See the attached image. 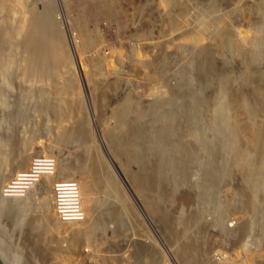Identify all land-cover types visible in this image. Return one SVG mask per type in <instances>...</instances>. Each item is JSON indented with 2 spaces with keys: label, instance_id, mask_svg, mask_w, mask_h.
<instances>
[{
  "label": "rangeland",
  "instance_id": "obj_1",
  "mask_svg": "<svg viewBox=\"0 0 264 264\" xmlns=\"http://www.w3.org/2000/svg\"><path fill=\"white\" fill-rule=\"evenodd\" d=\"M40 1L0 0V38L7 40L0 39V144L10 137L14 148L19 142L24 152L45 151L34 156L53 158L55 167L56 158L61 167L71 166L67 180L82 184L85 215L77 224L59 222L55 210L38 207L33 193L25 200L27 223L38 228L21 237L16 228H0V244L15 255V264H192L187 253L194 241L195 264H264V173L245 167L251 158L259 164L254 133L264 114L227 109L223 121L236 123L234 139L212 130L226 79L228 102L240 89L249 96L252 87L264 92V0H114L107 11L100 10L106 0ZM44 7L51 9L52 21L38 29ZM37 39L50 40L55 50L49 47L38 59ZM126 95L137 102L130 108L134 117L147 114L141 132L120 120ZM168 97L177 110L169 106L150 117L148 108ZM129 135L143 146L130 148L137 156L130 161L124 148L121 153L112 144L132 142ZM152 136L160 141L144 146ZM168 142L178 147L167 151ZM226 142L233 144L229 153ZM160 157L165 163L156 172ZM83 162H89L87 168L80 167ZM11 165L0 163L2 190ZM144 169L158 177L154 186L145 180L146 193L133 177ZM27 171L16 172L13 189L26 186ZM98 178L106 189L94 187ZM53 180L45 182L53 186ZM88 182L95 188L91 208L84 197Z\"/></svg>",
  "mask_w": 264,
  "mask_h": 264
},
{
  "label": "bare ground",
  "instance_id": "obj_2",
  "mask_svg": "<svg viewBox=\"0 0 264 264\" xmlns=\"http://www.w3.org/2000/svg\"><path fill=\"white\" fill-rule=\"evenodd\" d=\"M46 1V0H45ZM102 1V0H101ZM104 1V0H103ZM41 2V1H40ZM43 2H44V0H43ZM43 2H41L43 5L44 4H46V3H43ZM49 2V1H48ZM114 2V0H106V1H104V4H103V7L102 8H100V10L102 9L103 11H107V9L109 8V6H111V4ZM35 6H37V5H35ZM50 8H51V6H49ZM49 7H44L43 8V11H42V13L41 14H39L40 15V17H39V19L41 18V20H42V22L40 23V26L38 25V24H36V26H38V29H40V27H49V25H50V23H51V21H52V19H51V16H52V14H51V9L49 8ZM39 15H37V16H39ZM84 15H81V17H83ZM53 17V16H52ZM80 17V18H81ZM85 17V16H84ZM79 18V19H80ZM78 19V20H79ZM37 20V19H36ZM77 20V21H78ZM80 21L82 22L83 20H79V24H81L80 23ZM84 22V21H83ZM43 28V29H44ZM202 28V27H201ZM201 28H199V29H201ZM203 29V28H202ZM206 29V28H205ZM36 31V30H35ZM13 33V32H12ZM33 33H35L34 31H33ZM48 35H50L48 32H46ZM30 35H32V34H30ZM13 36V35H12ZM56 36V35H55ZM223 36H226L227 37V35L225 34H223L222 35V37ZM50 38H51V36H49ZM49 37H47V38H49ZM226 37L224 38L225 40H226ZM229 37V36H228ZM7 38V37H6ZM5 38V39H6ZM0 39H2V40H4L3 38H0ZM39 39H40V37H39ZM223 39V40H224ZM51 40H53V39H51ZM54 40H55V38H54ZM57 40V39H56ZM229 40L230 39H228V41H227V43L229 42ZM37 41H39L38 39H37ZM1 42H7V40H4V41H1ZM49 42H50V40H45V39H43V40H40L39 41V44L38 45H36L35 47H33V48H35V49H33V52L35 51V52H37L38 53V55H37V58L39 59L40 57H42V56H40V57H38L40 54H42V55H46L47 53L49 54V47L51 48V46H49L48 44H49ZM224 42V41H223ZM35 43H36V41L34 40V41H32V44L31 45H35ZM225 43V42H224ZM227 43H225V44H227ZM232 44V43H231ZM258 44V43H257ZM29 45V44H28ZM28 46V47H32V46ZM253 48H254V46H253ZM30 49V48H29ZM51 49H54V47L53 48H51ZM252 49V48H251ZM55 50V49H54ZM49 51V52H48ZM29 52V51H28ZM252 56H255V54H251ZM257 55V54H256ZM27 56V55H26ZM29 56V55H28ZM32 56V55H31ZM54 56V55H53ZM164 56V55H163ZM56 57V56H55ZM57 58H58V56H57ZM164 58V57H163ZM253 58V57H252ZM27 59V58H26ZM40 59H42V58H40ZM56 59V58H55ZM33 60H34V58H33ZM53 60H54V58H53ZM28 61V60H27ZM57 61V60H56ZM55 61V62H56ZM60 61H61V59H60ZM156 61V60H155ZM161 61V63H162V59L160 60ZM159 62V61H158ZM3 63V62H2ZM6 63H4V65H5ZM61 64V63H60ZM154 64H155V66H156V64L157 63H155L154 62ZM153 64V65H154ZM159 64V63H158ZM37 65V64H36ZM2 66V65H1ZM162 66L163 65H161V68H162ZM3 67V66H2ZM26 67V66H25ZM157 67L159 68V66L157 65ZM1 69H3V68H1ZM33 69V68H32ZM161 71H162V69H161ZM184 71H187V70H184ZM184 71H182V74H183V72ZM199 72V71H198ZM37 73H39V72H37ZM49 73V72H48ZM187 73H185V75H186ZM200 76H201V74H200ZM199 76V77H200ZM41 79H42V77H41ZM229 79V78H228ZM228 79H226L225 80V82H224V86L222 87V91L221 92H223L222 94H223V97H222V99H221V103H219V105L217 106V109H216V115H217V117H216V115L214 114V116H215V119L216 118H218V120H217V122L212 126V130L213 131H215L217 134H224L225 133V135H226V139H230L231 137V139H234L233 137H235L234 136V134L237 132L236 130H237V126H236V123L235 124H224V121H223V119H224V116H225V114L226 113H228L229 111L227 110V109H231V108H234L235 110H237V111H243V112H247V113H252V112H262L263 114H264V102L262 101V98L264 97L263 96V91H262V88H261V86L259 87V86H256V87H252L251 88V86L248 84V86H250V88H251V91L253 92V94H251L250 96L249 95H247V93H245L244 91H243V89L240 91L239 90V92H238V90L235 92V96H234V100L231 102V101H229L228 102V100L226 99V96H227V94L230 92V90H229V88L230 87H228V85H229V83L230 82H228ZM187 87H189V85H190V83L192 82V75L189 73L188 75H187ZM244 80V79H243ZM186 81H184V83H185ZM242 82V81H241ZM244 82V81H243ZM247 83V82H246ZM244 85H245V83H243ZM193 86V85H192ZM247 87V86H246ZM190 88V87H189ZM238 88V87H237ZM239 88H241V87H239ZM249 88V87H248ZM247 88V89H248ZM245 89V88H244ZM229 90V91H228ZM250 90V89H249ZM194 91V90H193ZM234 91V90H233ZM250 91V92H251ZM238 92V93H237ZM188 93V92H187ZM232 93V92H231ZM190 95H192L191 93H189ZM187 95L188 97H189V100H191L193 97H191L190 95ZM263 96V97H262ZM124 97H128V98H126V99H123V100H125L124 101V103L123 104H120V105H122V107H121V109H120V111H119V117H120V120L122 121V123L124 124V125H126V127H131V126H135L134 128H136V127H139V128H136L137 130L139 129V131L143 128L142 127V124H145V122H147L148 121V118H147V121H144L145 120V118L147 117V114L146 113H141V114H138V115H136L135 117H134V114H131V112L132 111H130V108L131 107H133V106H135V104L137 103V102H135V100H134V103H132L133 102V99L132 98H129V96H124ZM123 97V98H124ZM132 97V96H131ZM170 97V96H169ZM168 97V98H169ZM262 97V98H261ZM162 100L161 101H159V99H156L157 101H159V103H157L158 105H156V106H154L155 104L153 103V106H151V107H149L148 108V110H147V112L149 113V116L151 117V116H153L154 118H155V116H156V113H159L158 115H161V111L164 109V108H166V107H169V106H172V108H175V106L173 105V103H175V100L173 101V97H171V98H169V99H166L165 101H164V99L163 98H161ZM155 100V103L157 102ZM193 101V100H192ZM227 101V102H226ZM1 102V101H0ZM154 102V101H153ZM152 103V102H151ZM151 103H150V105H151ZM1 104V103H0ZM134 104V105H133ZM133 105V106H132ZM136 108V107H135ZM134 108V109H135ZM132 109V108H131ZM134 109H132V110H134ZM176 109V108H175ZM172 110V111H176V110ZM136 111V110H135ZM134 112V111H133ZM132 112V113H133ZM140 112V111H139ZM224 112H225V114H224ZM138 113V112H137ZM136 113V114H137ZM148 116V117H149ZM149 117V118H150ZM152 117V118H153ZM150 120H151V118H150ZM149 120V121H150ZM155 120V119H154ZM153 120V121H154ZM164 122H165V119L163 120ZM162 121V122H163ZM155 122V121H154ZM164 122L163 123H161V121H160V123H161V125L163 126H166L165 124L167 123L168 124V127L170 126V124H169V122H165V124H164ZM150 123H152V122H150ZM153 125V124H152ZM144 126V125H143ZM148 123H147V128H148ZM8 128V127H7ZM159 128V127H158ZM164 128V127H163ZM144 129V128H143ZM151 129V131H152V128H150ZM166 129H168V128H166ZM171 129V128H170ZM7 130V129H6ZM129 130V129H128ZM4 131V130H3ZM147 131V130H146ZM168 131V130H167ZM125 132H127V131H125ZM129 132H131V130L129 131ZM141 132V131H140ZM2 133V132H1ZM5 133V132H4ZM13 133V132H12ZM162 133H165V131H164V129L162 130V132H161V134ZM168 133V132H167ZM166 133V134H167ZM3 134V133H2ZM11 134V133H10ZM132 134V133H131ZM159 134H160V132H159ZM222 134V135H223ZM76 135V134H75ZM78 135V134H77ZM119 135V134H118ZM63 136H66L65 134L63 135ZM130 136V138L133 140L134 138H133V136H131V135H129ZM128 136V137H129ZM149 136V135H148ZM151 136V135H150ZM160 136H162V135H160ZM76 137V136H75ZM122 137V136H121ZM254 137H255V141L257 142V146L260 148V155H261V158H260V161H259V164H256L255 162H254V159L253 158H251V160H250V162L249 163H247V166L245 165V167H249L250 166V168L252 169L253 168V166H257V167H260V169L262 168V172L264 173V148H263V151H261V147H262V145H264V123H262L260 126H259V129L258 130H256V132L254 133ZM4 138H6V137H4ZM3 138V143H1L0 144V163H1V161H2V163H6V162H9V160L12 162V165H11V167H9V169L10 170H13V171H11V175L12 176H14V177H10L9 179V181H8V183L6 184V185H4V188H3V190L2 189H0V228H1V226H4V225H6L7 226V229L8 230H10V232H11V229H15L16 228V230H17V234L20 236V235H26L27 233H28V231L30 230V232H32V230L33 229H35V228H38V226H37V223L36 224H34L35 226H37V227H35L33 224H32V226H29V224L27 223V219L29 218L30 219V217H28L27 218V214L28 213H26V211L28 210V208L26 207V204H25V200H27V199H29L32 195H33V193L34 194H38V198H40L39 200H38V207H40V208H43L44 207V210H43V212L45 211V209L47 210H49V208L50 209H53V210H55V214L58 216L57 217V219L59 218V222H62V223H64V224H69V223H76L77 224V222L78 221H80V220H82L83 218H84V211L85 210H83V208H84V206H85V204H84V206H83V203L81 202V195H80V191L82 190L83 191V189L84 188H82V187H80V188H82V189H80L79 188V185L81 184V183H77V184H75V186H74V184L73 183H69V182H66V181H69V180H67V178H72V176H68L67 174H69V171H71V170H73V168H71V166H69V165H67L66 163V165L68 166H65V167H67V168H64L63 166V170H61V164H60V162L58 161V159L60 160V158H56L55 160H56V167L54 166L55 165V161H54V159L53 158H51V157H49V156H41V157H45V158H49V159H51L54 163H52L51 161H48V160H45V162H43L41 159L40 160H37V158H40V157H35L34 155H36L37 153H44V152H35L34 154H33V152H24L23 151V148H22V143H20L19 144V142H18V144H15L14 142V146L16 145V147L14 148L13 147V145H11V138L9 137V139L7 138V139H4ZM117 138V137H116ZM158 138H159V136L157 137V136H155V138L152 136L151 138H149L150 139V141L147 143V145L145 144L144 146H148V147H150V146H154V143L155 142H159L160 140H158ZM167 138V137H166ZM60 139H62V138H60ZM72 139V138H71ZM120 139V138H119ZM0 140H2V137H1V139ZM158 140V141H157ZM0 142H2V141H0ZM24 142V141H23ZM119 141H112V144H113V146H114V148L116 149V151H120V150H122V148H124V152H125V154L127 155V160H132L133 158H136L137 156H135V155H131V151H130V148L131 147H134L136 150H138V149H140L141 147H143L141 144H139V143H137V141L136 142H134V140L131 142V141H129V140H127V138H126V140H123V143L121 142H119ZM29 143V142H28ZM60 143V142H59ZM170 143H172V142H170ZM169 142H168V144H167V151L168 150H170L171 151V148L174 150L176 147H178V146H176V145H174V143L173 144H170ZM176 144V143H175ZM178 145V144H177ZM232 145V146H231ZM259 145H261V146H259ZM31 147V146H30ZM33 147V146H32ZM225 149L224 150H226V151H224V152H226V153H229V152H231V150H233V144H229V143H225ZM257 147V148H258ZM258 148V149H259ZM10 149H13V150H10ZM114 149V150H115ZM32 151H34L33 149H32ZM78 151V150H77ZM123 151V150H122ZM121 152V151H120ZM9 153H11V154H9ZM30 153H32V155H30ZM122 153V152H121ZM13 155V157H10L9 155ZM51 155V154H50ZM8 156V161H5V160H1L2 158H6ZM134 156V157H133ZM35 157V158H34ZM86 157H88V156H86ZM96 158V157H95ZM165 158V157H164ZM164 158H162V157H160V159H158V166L156 165L157 164V162H155V166L154 165H152V167L154 166V170H156V172H157V170L159 169V171L161 170V168L163 167L162 165L165 163L164 162ZM66 159H67V157H66ZM88 159V158H87ZM96 159H99L98 157L96 158ZM146 159H148L147 157H146ZM16 160V161H15ZM4 161V162H3ZM106 160H104V162H105ZM164 163H163V162ZM89 163V162H88ZM88 163H84L83 162V164H81L80 165V167L82 166V168H85V166H86V164H88ZM94 163L96 164V162L94 161ZM163 163V164H162ZM11 164V163H10ZM99 164V163H98ZM145 165L144 166H146V164H147V162H145L144 163ZM100 165V164H99ZM103 165V164H102ZM101 165V166H102ZM169 165V164H168ZM249 165V166H248ZM91 166H93V165H91ZM143 166V165H142ZM160 166H162L161 168H160ZM54 167H55V173H53V170H54ZM88 166H86V168H87ZM95 167V168H94ZM94 167H92L91 169H94V171L92 170V172H94V173H96L95 172V169H96V166H94ZM7 168V167H6ZM100 168V167H99ZM144 168V167H143ZM105 169H106V167H105ZM108 169V168H107ZM147 169V168H146ZM146 169H144L143 171H141L140 173L138 172L137 174H134L133 175V177H134V179H135V181L137 182V183H139L138 181H141L142 182V184H140L138 187L140 188L139 190H142V191H144L145 193H146V189H145V186L143 185V184H145V182L146 181H150L151 183H150V185H152V186H154L155 184L154 183H156L157 182V180H158V177L156 178V175H155V178H156V180L155 179H153V178H151L150 176H149V174H148V172L146 171ZM28 170V171H27ZM67 170V171H66ZM148 170V169H147ZM154 170H151L152 172L154 171ZM163 170V173H165L164 172V169H162ZM20 171H27L28 173H29V175L27 176V179H26V181H27V183H25V184H23V185H26V186H24V187H22V188H17V189H13V187H12V182L13 181H15L17 178H16V174L18 173V172H20ZM61 171H63V173L65 172L66 173V175H63V174H61L62 172ZM169 171V170H168ZM17 172V173H16ZM72 172V171H71ZM106 172V171H105ZM156 172H154V173H156ZM53 173V176H50V175H48V174H52ZM161 173H162V171H161ZM160 173V174H161ZM246 173V175H244L245 176V178H247L248 179V177H249V175H250V172L249 171H246L245 172ZM262 173V174H263ZM6 174V173H5ZM75 176V175H74ZM2 177V176H1ZM48 177L49 178H51V180H56V181H54V183H55V185L53 184V186H51V185H47L46 184V182H45V180H46V178L48 179ZM66 178V180H62V182H65V183H63L62 185H58V184H56L57 182H58V180H57V178ZM110 177V176H109ZM154 177V176H153ZM262 177H264V175H262ZM43 178H45V180L43 179ZM97 178V177H96ZM111 178V177H110ZM168 179V178H167ZM50 180V179H49ZM60 180V179H59ZM95 180V179H94ZM106 180H109V179H104L103 180V182L104 181H106ZM146 180V181H145ZM48 181V180H47ZM164 181V180H163ZM49 182H52V181H49ZM94 182V187L96 188V189H106V184L104 185V184H102L101 182H100V180H99V178L98 179H96L95 181H93ZM93 182H91V183H93ZM109 182V181H108ZM88 183H90V182H88ZM88 183L86 184V191L84 192L85 194H84V197L86 198V201H87V205L90 203V208L92 207V205L91 204H93L92 203V201H91V199H93L91 196H90V193L92 192V188H93V186H91V183H90V185H88ZM71 184V185H70ZM60 186V187H58V186ZM82 185V184H81ZM80 185V186H81ZM85 185V184H84ZM93 185V184H92ZM156 185H158V184H156ZM161 185V184H160ZM62 186V187H61ZM91 186V187H90ZM159 187V186H158ZM0 188H2V187H0ZM56 188L58 189V191L56 190ZM95 188H93V189H95ZM155 188V187H154ZM44 193V194H43ZM46 193V194H45ZM78 193H79V201H80V207H81V210L79 209V207H76L75 205H74V200H76L77 199V197H78ZM83 193V192H82ZM139 193H141L140 191H139ZM46 195V198H47V196H49L48 198L49 199H44L45 197L43 196V195ZM167 195H168V193H167ZM166 195V196H167ZM162 196V195H161ZM165 196V197H166ZM33 197H34V195H33ZM58 197H60L61 199H58ZM162 197H164V196H162ZM198 197V196H197ZM91 198V199H90ZM160 198V197H159ZM199 198V197H198ZM150 199V198H149ZM60 200H62L63 202H60ZM124 200V199H123ZM152 200H154V198L152 199ZM59 201V202H58ZM103 201V200H102ZM150 202V201H149ZM151 203V202H150ZM98 204V203H97ZM101 204V203H100ZM122 204V203H121ZM123 204H124V201H123ZM152 204V203H151ZM219 203H217V205H218ZM87 205H86V207H87ZM99 205V204H98ZM102 205V204H101ZM101 205H99L100 207H101ZM153 205V207H154V204H152ZM220 205V204H219ZM33 206V205H32ZM83 206V207H82ZM89 206V205H88ZM112 207V206H111ZM152 207V206H151ZM152 207V208H153ZM213 207V206H212ZM39 208V209H40ZM88 208V207H87ZM158 208V207H157ZM160 208V207H159ZM208 208H211V207H208ZM114 209H115V207H114ZM112 210V211H114V212H111V214L112 213H114L113 215H115V218H116V214L117 213H115V210ZM156 208H154V210H155ZM213 209V208H212ZM58 210H60L61 212H59ZM88 210H90V209H88ZM47 212V211H46ZM45 212V213H46ZM109 212H110V210H109ZM86 213H88V211H87V209H86ZM119 213V212H118ZM82 214V215H81ZM110 214V213H109ZM81 215V216H80ZM118 216H120L119 214H118ZM118 216H117V218H118ZM179 216V215H178ZM32 217V216H31ZM44 217H46V216H44ZM48 217V216H47ZM86 217V216H85ZM100 217H102V216H100ZM35 218V217H34ZM52 218H54V217H52ZM65 218H67V219H65ZM181 218V217H180ZM218 218V217H217ZM48 219V218H47ZM51 218L49 217V220H50ZM196 218L194 217V221H196L195 220ZM95 220H97V219H95ZM42 221V220H41ZM45 222H46V220H44ZM82 221H84V220H82ZM117 221V220H116ZM115 221V222H116ZM164 221V220H163ZM166 221V220H165ZM164 221V222H165ZM170 221V220H169ZM173 221V220H172ZM176 221H177V218H176ZM49 222H52V220L51 221H47V223H49ZM95 222V221H94ZM96 222H100L99 224L101 225V224H103L104 223V220H97ZM95 222V223H96ZM118 222H119V219H118ZM35 223V222H34ZM170 223H172V222H170ZM247 223V222H246ZM251 223V222H250ZM97 224V226L95 227V225H93L94 227V229H96V228H99V226H98V223H96ZM170 225V224H169ZM92 226V225H91ZM119 226V225H118ZM11 229H10V228ZM13 227V228H12ZM106 227V226H105ZM119 227H121V225L119 226ZM242 227H243V225H242ZM92 228V229H93ZM107 228V227H106ZM251 228V227H250ZM7 229H5V230H7ZM77 229V228H76ZM91 229V228H90ZM7 230V231H8ZM75 230V229H74ZM73 230V231H74ZM78 230H80L79 228H78ZM3 231V230H2ZM72 231V230H71ZM242 231V230H241ZM245 231H246V229H245ZM250 231V230H249ZM12 232H14V234H15V231L14 230H12ZM71 233V232H70ZM69 233V234H70ZM12 233H10V235H11ZM73 234V233H72ZM75 234V233H74ZM79 235V234H78ZM77 235V236H78ZM81 237H82V235H80ZM84 236V235H83ZM21 237V236H20ZM80 237V238H81ZM0 238H1V236H0ZM193 241V240H192ZM73 242V241H72ZM0 243L1 244H3V239H0ZM194 243V245L192 246V248H190V251H188V248H187V244H184L183 246H182V250L183 251H185V252H187L188 251V253H187V262L188 261H190L192 264H195V254H196V250H198V247H197V244L195 243V241L193 242ZM1 244H0V260H2L1 262L3 263V264H15V262L16 261H18V260H16L15 262H14V259H15V255L12 257V256H10L9 254H7L5 251H4V249H3V246H1ZM76 245V244H75ZM136 246V245H135ZM140 246V245H139ZM44 248V247H43ZM42 253V252H41ZM44 253V252H43ZM46 253V252H45ZM141 253L143 254V256H145L147 253L145 252V250H141ZM152 253V251H150V254ZM149 254V253H148ZM149 254V255H150ZM141 255V254H140ZM150 256H152L153 258H156L157 256L156 255H154L153 253L150 255ZM190 256H191V258H190ZM158 258H160L159 256H158ZM17 259V258H16ZM18 263V262H17Z\"/></svg>",
  "mask_w": 264,
  "mask_h": 264
},
{
  "label": "built area",
  "instance_id": "obj_3",
  "mask_svg": "<svg viewBox=\"0 0 264 264\" xmlns=\"http://www.w3.org/2000/svg\"><path fill=\"white\" fill-rule=\"evenodd\" d=\"M37 159H45V160H48V161H51L52 163H54L51 159H49V158H45V157H40V158H37ZM66 182H69V183H73L74 184V186H75V184H77L75 181H71V180H69V181H66ZM63 183H65V182H62V180H58V182L56 183V184H60V185H62ZM57 185V186H58ZM71 185V184H70ZM58 187H60V186H58ZM62 187V186H61ZM56 190L58 191V189L56 188ZM58 199H61L60 197H58ZM59 202V201H58ZM60 202H63L62 200H60ZM74 205L76 206V207H79V209L81 210V207H80V201H79V193H78V197H77V199L76 200H74ZM59 212H61L60 210H58ZM82 215V214H81ZM80 215V216H81ZM65 219H67V218H65Z\"/></svg>",
  "mask_w": 264,
  "mask_h": 264
},
{
  "label": "water",
  "instance_id": "obj_4",
  "mask_svg": "<svg viewBox=\"0 0 264 264\" xmlns=\"http://www.w3.org/2000/svg\"><path fill=\"white\" fill-rule=\"evenodd\" d=\"M0 261H2V260H0Z\"/></svg>",
  "mask_w": 264,
  "mask_h": 264
}]
</instances>
